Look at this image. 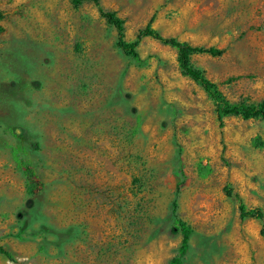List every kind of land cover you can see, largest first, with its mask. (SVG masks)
Here are the masks:
<instances>
[{
    "label": "rangeland",
    "instance_id": "obj_1",
    "mask_svg": "<svg viewBox=\"0 0 264 264\" xmlns=\"http://www.w3.org/2000/svg\"><path fill=\"white\" fill-rule=\"evenodd\" d=\"M99 5L128 42L153 16L162 37L222 50L190 63L229 103L264 99V0ZM0 12V247L11 258L0 264H168L181 241L173 200L190 229L181 264H264V120L229 116L219 129L172 48L144 38L136 65L89 2L0 0ZM226 182L262 221L239 219Z\"/></svg>",
    "mask_w": 264,
    "mask_h": 264
},
{
    "label": "trees",
    "instance_id": "obj_2",
    "mask_svg": "<svg viewBox=\"0 0 264 264\" xmlns=\"http://www.w3.org/2000/svg\"><path fill=\"white\" fill-rule=\"evenodd\" d=\"M68 2L73 8L78 7L83 2L91 3L95 7L99 17L102 18L105 21V23L114 30L115 32L114 45L116 49L124 57L130 59L138 66L144 63V61L139 58L136 52V47L142 39L149 38L159 42L162 45L172 48L175 51L176 65L181 75L188 78L193 83L197 84L205 93L206 97L212 103L214 117L219 129L222 126V120L229 116L239 117L242 120H248V119L264 120V99L257 105L246 104L244 102L229 103L223 98V96L217 89L216 84L209 81L200 70L195 69L190 63V58L192 55H207L216 58L222 55L223 53L222 50L213 47L189 46L185 43L178 42L174 38L162 37L155 30L151 28L150 24L153 19V16H150L144 27L137 32V34L134 37V40L128 42L124 39L122 20L119 19L114 12L103 11L99 5V0H68ZM2 18H3V14L0 12V20ZM12 133L19 141L21 142L25 141L22 132L17 128H12ZM30 146L35 148L37 147L36 144L34 143L30 144ZM223 152H224V146L221 145V150H220L221 159H223L222 156ZM13 161L15 163L16 169L23 175L26 182L32 177L33 178L35 177L33 170H31L28 165H26L25 163H23L22 161L18 160L15 157L13 158ZM208 172H209L208 168L200 167V166L197 167V173L201 177H204ZM26 189L28 195L31 196V192L28 190V184H26ZM222 191L224 196L232 197L236 201L237 204L236 208L239 219L241 220L256 219L258 221L263 220L262 211L258 208H254V209L247 208L242 203L238 194L232 191V189L230 188L227 182L225 183ZM28 201L29 202L27 205L32 204L31 199H29ZM175 211H176V203L173 200L170 205L172 225H173V229L179 231L181 235V241L177 249V256L171 259L168 264H181V259L185 254L187 247V239L190 234L189 227L176 218ZM259 235L264 238V231L262 226L260 228ZM0 255L7 260L11 259L8 252L4 251L1 247H0Z\"/></svg>",
    "mask_w": 264,
    "mask_h": 264
}]
</instances>
